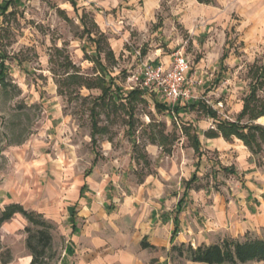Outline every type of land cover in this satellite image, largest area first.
Here are the masks:
<instances>
[{
  "label": "rangeland",
  "instance_id": "obj_1",
  "mask_svg": "<svg viewBox=\"0 0 264 264\" xmlns=\"http://www.w3.org/2000/svg\"><path fill=\"white\" fill-rule=\"evenodd\" d=\"M135 1L74 0L75 12L67 0H0V214L17 203L51 218L47 264L58 263L64 246L59 227L66 225L63 207L53 200L62 191L71 195L94 162L91 173L118 198L157 171L171 177L173 187L194 168L201 174L199 187L216 188L217 175L239 180L222 170L234 167L229 151L221 158L202 144L198 156L184 129L201 134L215 130L217 121H236L255 72L264 70V15H240L239 0H160L154 20H144L132 16L131 2L142 4ZM86 30L99 41V63ZM178 52L189 65L190 98L179 101L185 104L181 117L172 119L140 95L126 98L140 90L130 77L141 62L171 65ZM107 87L110 92L99 98ZM256 96L264 104V82ZM92 109L100 129L94 144ZM253 124L264 128V117ZM263 142L252 140L259 147ZM27 226L21 220L2 224L0 264L8 256L11 261L21 244L26 249ZM263 237L260 231L248 239ZM170 262L188 263L174 254Z\"/></svg>",
  "mask_w": 264,
  "mask_h": 264
},
{
  "label": "crops",
  "instance_id": "obj_2",
  "mask_svg": "<svg viewBox=\"0 0 264 264\" xmlns=\"http://www.w3.org/2000/svg\"><path fill=\"white\" fill-rule=\"evenodd\" d=\"M71 1L74 7L70 2L69 4L76 12V4L74 0ZM138 1L142 3L139 8L132 3L135 0L131 2L134 8L132 16L139 15L144 20H154L159 12L160 0ZM194 1L198 5H211L209 0L208 3ZM239 11L245 17L264 15V0H239ZM209 14L215 13L211 11ZM223 55L225 58L221 60ZM226 58L227 55L223 53L220 62H224ZM157 64L165 68L170 66V63ZM257 71L259 72H255L252 85L260 75L262 81H259L258 86H262L264 70ZM256 92L255 97L259 101ZM139 93L141 98L151 99L156 109L167 112L172 119L176 120L183 115V102L173 104L151 93L141 90ZM247 97L242 103L239 115ZM239 115L236 121L229 123L238 121L240 126H256L264 131L262 126L253 124L262 120L264 114L253 120L248 115L242 118ZM245 118L248 123L241 125ZM218 122L220 121L216 124ZM200 130L201 134L190 135L184 129L192 152L199 156L202 144L207 152H217L221 158L229 151L231 164L235 168L222 165V170L235 173L239 180L234 177L231 181L229 177L217 175L219 181L216 188L199 187V181L202 182L199 178L201 174L194 168L189 177L179 178V182L175 183L178 187H173L167 181L171 177L157 171L155 175H145L137 184L131 183V194L118 198L91 173L96 164L94 162L84 174L83 180L74 184L71 195L62 191L53 200L55 204L63 207L66 222L64 227H59L64 246L57 264H171L172 245L184 244L195 248L200 245L220 244L227 238L245 241L251 235L264 231V142L262 147L252 143L251 151L242 140L234 136L225 139L217 133L216 137L208 138L205 133L211 129ZM213 131L216 133V129ZM243 133L247 134L248 130H243ZM254 136L261 141L259 136ZM201 137L203 143L200 141ZM193 138L198 142V153L194 150ZM260 154L263 155L259 156ZM174 176L176 182L178 175ZM213 178L214 175H210L211 181ZM119 179L117 177L118 181ZM181 181L184 183L183 187L180 186ZM46 215L45 213V220L51 221ZM14 220L25 222L20 215H15L9 221ZM5 226L6 224L3 228ZM258 239L261 238H252ZM143 245L149 247L145 248ZM12 252L13 259L7 264L30 263L31 257L24 244L16 252Z\"/></svg>",
  "mask_w": 264,
  "mask_h": 264
},
{
  "label": "trees",
  "instance_id": "obj_3",
  "mask_svg": "<svg viewBox=\"0 0 264 264\" xmlns=\"http://www.w3.org/2000/svg\"><path fill=\"white\" fill-rule=\"evenodd\" d=\"M13 0H11L12 2ZM74 7V3L69 1ZM199 3H208V0H197ZM8 4L3 7L2 13L7 10ZM87 38L94 45V58L99 63L98 58L100 54V47L98 39L90 37V33L86 30ZM225 58L223 55L222 59ZM5 70L3 69L2 62H0V85L4 83ZM262 81L261 76H258L257 81L251 86L250 95L245 100L243 110L239 115L242 118L248 115L250 120L256 119L264 114V104L259 102L255 97L256 88L260 85L259 81ZM260 81V82H261ZM110 87L101 88L102 98L110 92ZM140 95L138 91H131L128 93L127 98H135ZM117 96H120L117 94ZM207 112H210L209 110ZM96 115L94 110L91 111V142L94 144L96 136L100 133V129L96 123ZM211 118H215L216 115L211 113ZM248 130L247 134L243 133V130ZM259 131V138L264 140V131L256 126H240L238 121L235 123L218 122L216 124V133L213 130H209L205 133L208 138H213L220 134L223 138L228 139L230 136H234L244 142L249 150H253L252 140L255 138L253 132ZM193 147L196 153L199 151V145L196 138H193ZM15 215H20L27 222L28 226L25 227L26 240L25 247L28 250L31 261L29 264H47L44 260V255L47 250H50L52 244V225L48 223L44 217L34 211L24 209L20 204L11 203L7 205L0 214V228L3 223L11 220ZM176 229V227H175ZM145 248L149 247L143 245ZM170 253L177 258H182L192 264H246L248 262H264V237L258 240H245L238 241L233 239H225L220 244L200 245L193 248L191 245H172L170 247ZM10 262V257L1 264H7Z\"/></svg>",
  "mask_w": 264,
  "mask_h": 264
},
{
  "label": "built area",
  "instance_id": "obj_4",
  "mask_svg": "<svg viewBox=\"0 0 264 264\" xmlns=\"http://www.w3.org/2000/svg\"><path fill=\"white\" fill-rule=\"evenodd\" d=\"M188 72V60L178 52L173 55L168 68L159 64L141 62L130 80L141 91L154 94L174 104L190 98L189 90L186 88Z\"/></svg>",
  "mask_w": 264,
  "mask_h": 264
}]
</instances>
